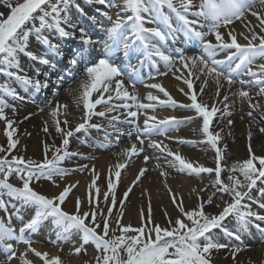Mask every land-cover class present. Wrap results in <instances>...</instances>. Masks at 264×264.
<instances>
[{
  "label": "snow or ice",
  "instance_id": "1",
  "mask_svg": "<svg viewBox=\"0 0 264 264\" xmlns=\"http://www.w3.org/2000/svg\"><path fill=\"white\" fill-rule=\"evenodd\" d=\"M86 2L105 5L109 9H119L115 13V19L108 11L102 13L103 21L98 20L96 16L90 18L103 33L96 39L83 27L78 29L77 35V26L70 17L73 0H0V6L7 9L6 12L0 11V75L14 79L25 93L30 90L38 93L46 89L49 74L45 73V78L41 80L38 78L40 71L36 69L35 77L29 76L21 67L20 57L23 55L33 62L55 68L54 59H64L63 44L50 39L49 34L55 32L61 40L78 39L80 47L71 51L68 58V69L64 75L57 77V91L54 95L58 94L59 87L65 82V76L71 79L76 74L75 69L81 64L84 65L85 76V79L81 80L78 95L74 97L77 107L83 106V122L74 129L61 127L62 123L65 126L68 125L66 118L63 121L59 118L62 114L61 109L66 115L67 105L57 102L51 115L55 121L57 132L63 135L62 145L52 149L51 158L48 156L49 147L46 145L43 161L26 160L23 156L8 158L7 153L16 147L18 141L13 139L16 131L13 127L14 122L5 115L4 110L9 105L3 98H0V119L7 121L8 140L7 148L0 146V152L6 153V155L0 156V190L6 189L9 197L20 199L25 204L34 205L37 209L35 215L27 223H23L18 232L12 226L10 216L7 220L0 217V247L7 249V259L11 260L17 255L13 244L10 243L15 241L28 245V250L39 257L43 264H63L59 255H50L47 251L41 252L32 247L30 234L49 219L57 230V241H68L73 233L80 234L81 244L74 248L75 253L86 251L84 245L88 243L94 244L97 251V255L94 257L96 264H212L213 251L229 247L228 244L221 243L214 237V229L220 228L225 235L242 241L239 232L223 228L226 217L233 214L241 231H248L251 226L264 235V227L261 226L264 224V215L254 212L250 204L242 203L245 197L250 195V190L256 186L257 181H264V156L255 155L249 145L250 158L233 165L230 170L242 175L243 180L238 175H229L230 183H225L220 178L222 168L219 166V161L224 158L222 150L218 146L220 135L214 133L210 127L218 109L215 106L210 108L207 104L198 102L197 94L194 91L190 94L191 103L179 106L192 109L203 118L202 132L206 136V142L215 148L217 167L215 169L206 168L189 161L157 141H151L150 146L171 156L173 160L170 161V164L179 166L181 170L195 174L215 172L217 183L222 186L221 191L232 196V202L227 203L219 214H206L204 210L206 203H212L211 197L206 201L201 199L198 208L185 210L182 198L178 200L175 195H172L173 201H178L177 207L188 222H185L183 218H177L175 221L169 219V226L166 227L154 224L149 204L146 222L142 223L140 227H133L131 224L122 225L123 212L121 211L116 220L117 227L109 236V220L117 203L114 192L116 183H113L111 176L108 181L109 191L104 194V201L107 202L109 193H111V206L107 213L99 209V189L96 188L95 195L92 192L98 178L95 169H93L94 177L89 186V211L81 212L82 202L79 197L76 198L74 212L65 211L61 207L72 189L76 187L75 184L66 185L59 194L52 197L43 195L30 186L33 181H39L42 178L52 180L54 176L63 177L68 173L69 170L61 167V163L71 155H80V153L68 152L69 138L81 130L87 132L91 128L99 129L101 125L91 123L94 116L105 117L106 112L123 108L126 110V118L121 120L118 116H113L110 118L109 124L117 133L123 131L116 127L117 124L134 126L140 147L134 143L123 150L122 154L126 156L125 162L115 165L117 182L121 175L120 169H124L127 161L133 156H138L144 151L145 137L166 132L169 126H175L180 122L174 116L166 119L149 116L145 119L143 128L136 123L140 109H153L156 104L140 103L137 96L130 94L123 87V80L118 77L124 75L125 72L115 63V57L119 53H123L126 57L138 53L153 64H156L158 58L169 69L179 60L184 68L196 69L200 74L214 78L218 84L222 78L231 85L237 71L244 69V74L251 78L249 83L258 85L259 94L264 95V63L256 65V70H253L255 61L264 59V15L254 10L257 5L264 9V0H200L198 4H194L193 0H86ZM75 6L81 13L83 12L79 5ZM247 13H251L259 20L260 33H257L254 28H248L250 35L244 36L248 42L241 44L237 41V35L229 31L227 35L230 39L225 41L224 34L219 29L227 28L235 20L245 17ZM174 18L177 21L175 24ZM149 24L155 26H146ZM179 34H183L188 41L198 42L202 49L201 54L186 56L182 48L169 51L167 45L169 42H175ZM210 35L215 37L216 43L207 38ZM33 38L43 46L42 53L37 54L30 50L29 45ZM233 49L234 51H230L225 60L215 58L218 51ZM92 50L102 51L103 54L97 60L91 59ZM138 62L143 63L142 60ZM127 75L134 87L138 77L137 69L129 65ZM161 75H166V73H161ZM189 75H192L191 70ZM185 82L189 88H192L191 80ZM240 83L243 84L244 81H240ZM149 87L159 89L167 99L161 100L159 96L149 93L148 101L166 106L177 105L178 102L161 84H152ZM200 91L203 92V88ZM0 93L14 99H24L14 87L7 84H0ZM94 93L96 94L95 98L93 97ZM113 93L116 100L125 102L119 105L113 104ZM186 95L189 94L186 93ZM216 95L219 96V88H217ZM238 95L241 98H248L251 104L248 91L241 90ZM224 100L227 101L228 96H224ZM127 101H132V103ZM101 104L106 106L105 111H96V106ZM251 106L258 108L260 105L256 103ZM227 108L226 104L225 109ZM227 114L231 115L230 112ZM231 123L232 121H229V124ZM127 135L130 138L133 131H128ZM182 142L194 143L193 141ZM149 159L150 157L144 156L145 162ZM146 171V168H141L133 184L140 181ZM13 174L22 182L21 187L14 186L9 182V177ZM161 175L166 177L168 173L162 171ZM130 191L131 187L125 191V198ZM261 194L264 195V189H261ZM4 196L5 193L0 191V210L7 212L8 205ZM259 206L264 208V203ZM98 215L101 217L100 221L97 220ZM141 215L143 218V212ZM117 230L119 235L115 234ZM239 251L240 248L236 247L233 250V256ZM23 255L26 256V253ZM23 264H32V261L24 259Z\"/></svg>",
  "mask_w": 264,
  "mask_h": 264
},
{
  "label": "bare ground",
  "instance_id": "2",
  "mask_svg": "<svg viewBox=\"0 0 264 264\" xmlns=\"http://www.w3.org/2000/svg\"><path fill=\"white\" fill-rule=\"evenodd\" d=\"M88 8L89 7H87V11ZM258 8L259 9H256V11H259L261 15H264V9H261L260 6H258ZM73 9L74 7L72 5L70 8V17L74 13ZM0 11L6 12L7 9L0 6ZM106 11H108L109 14L113 16V19H115V13L118 11V8H112ZM92 12L95 13V11L93 10ZM79 17L80 18L71 17L72 22H74L78 27L77 30L80 28V26L87 28L88 32L93 36L94 39H96L98 36L103 35V33L99 31V29L92 28L87 18L83 16H79ZM259 23L260 22L256 16H253L251 13H247L245 17L237 20L227 28L222 27L219 30L221 31L222 34H224L225 41H228L230 39L227 33L231 31L233 34L237 35V41L241 44H244L247 41L244 39V36L250 35L248 28L250 27L254 28V30L257 33H260L261 29L259 27ZM49 36L50 39L53 40V42L63 44V51L65 50L64 47L68 46L67 49H69V51L66 52L68 54H71V51L73 50L74 46L75 48L77 46L79 47L78 43L74 42L71 44L70 42H68L69 40L71 41V39L69 38L68 40L67 38L61 40V38L55 32H52L51 34H49ZM208 39L212 40L213 43H216L214 36L210 35ZM29 48L30 50L36 52L37 54L42 53L44 51L43 46L40 43L36 42L34 38L30 41ZM229 54L230 51L225 52L224 54H220L217 57V59L226 58ZM186 56H192V55L186 54ZM20 59L22 65L21 67L29 76L35 77L36 69H39L40 76L38 78L43 80L41 78V75L43 74L44 69L49 68L48 66L41 64L37 65V62L31 61L26 56L23 55L20 57ZM67 69L68 67H65L63 68V71ZM78 70L79 69H75V73H77ZM190 70L192 72V75H189ZM59 73L61 74L60 71ZM50 77L51 75H49L48 87L46 89H43L38 93L32 92L31 90L28 93H25L24 90L20 87V85L17 82H15L14 79H9L6 76L0 75V84H7L10 87H14L16 91L19 93V95L24 97L23 100L14 99L13 97L0 93V98H3L6 101V103L9 106H11L12 110H10V108L7 107L5 108L4 111L6 117L14 122L13 127L16 129V131L13 135V139L18 141L16 147L12 149L10 153H7L9 159H11L12 156H17V157L23 156L26 160L32 159L38 162L43 161L45 156L46 145L49 147V151H48L49 158H51L52 156V149L54 147H60L62 145L63 135L62 133L57 132L55 121L51 115V111L53 108L56 107L57 102H59L61 105H67L66 115L63 114L64 110L61 109L62 114L60 115L59 118L61 119V121H63L66 118L68 120V125L65 126L62 123L61 127L74 129L79 123L83 122L82 121V117L84 115L83 106L81 105L80 107H77V105L74 102V97L78 95L81 80L85 79L84 75L82 76V78L74 79L69 84V86L68 84L62 85V86H67V89L64 90L63 92H61L63 87L60 86L58 90V95L61 94V96L59 98L50 99L52 104L51 109L46 108L45 110L46 113L43 116L37 115V112L35 110L38 107H40L43 103L48 101L46 93H48L50 89L49 83H53V80ZM207 77L208 76L200 74L195 69H191V68L186 69L183 67L182 64L176 63L175 67L171 71L167 72L166 75L160 76L159 79L153 80L152 83H150L149 85L161 84L162 87L166 89L168 93H170L173 99L178 100L184 104L186 103L189 104V102L191 101L190 94L193 91L197 94V98H214L216 101H218V105L216 107L218 111L216 112V115L213 118L211 124L212 127L219 122L217 119L219 114L223 113L225 116H229L227 114L228 112L231 113L233 110L234 111L236 110L241 113L240 118L242 117V120L236 119L237 120L236 121L235 119L231 118L227 120V122L229 123V121H232V123L230 124L231 126H234V128L238 127V129L243 130L242 128L244 121L243 119L245 118L246 115H248V111H249L247 105L245 104L246 101L242 100L245 98L240 97L238 103L237 102L234 103L232 96L233 90L223 89L217 83L208 80ZM186 80L192 81V88H189L188 84L185 82ZM129 84H130L129 81L123 79V87L126 88L130 94L140 98L141 94H137L136 92H141V88L138 87L136 89L131 90L129 89L130 86ZM146 88L147 91L146 92L144 91V96L145 95L148 96V94L151 93L152 95L159 96L161 100L167 99V97H165L164 94L159 91V89H155L149 86H147ZM201 88H203V92L200 91ZM217 88H219V96L216 95ZM151 90L152 92H150ZM186 93L189 95H186ZM95 95L96 94L94 93L93 94L94 98ZM105 96H107V94H105ZM224 96H228L227 101L224 100ZM113 97L114 99L112 103L115 105H119L118 102L120 100L115 99L114 93H113ZM250 98H251V103H255V104L258 103L257 99H254L252 97ZM145 103H154L156 104V107L153 109H140L139 111H143L145 113H151L152 115L156 116L158 119H166L165 115H167V113H165L164 111H162V113L157 114V111L163 109L161 104H159L158 102H150L148 100L145 101ZM226 104L228 105L227 109H225ZM22 106H29L33 110L24 111L23 108H21ZM105 109L106 106L101 104V105H97L95 110L105 111ZM122 116L124 119L126 118L124 115ZM97 119L98 116L92 117L91 123L97 125L101 124V122H99V124L98 122H96ZM1 120L2 121H0V146L7 148L8 147V140L6 135L7 121L5 119H1ZM129 126L131 125L121 124L120 126H118L123 131L115 134L116 144H113V146H119V144H121L123 141L127 142L129 138L127 132L130 130L133 131V129H130ZM45 128H47V131H45ZM93 129L94 128L88 129V131ZM214 133H219L220 135L218 146L221 148L224 157L221 165L222 168L221 179H223L225 183H230V181L228 180L229 175H238L240 176L241 180H243L242 175H240L238 172L233 173L230 171L232 166L250 158L249 145H251L252 152L255 155L264 156V140L258 138L257 141L253 142L249 139V137H247L246 140L240 142L238 146L236 145L234 146L231 144L232 139H230L226 135L227 133L221 130V126H218V128L215 129ZM180 135H183L185 136V138H189L190 141L194 142L191 129H183ZM131 137L133 138L132 143L120 149L121 152L120 156L118 155L116 156V158H112V159L109 157L101 156L99 159L92 161L91 166L88 168L86 175L84 176L80 175L82 170L81 168L83 166V160L75 159L73 155L69 156L70 158L67 157L64 159V161L61 163V167L68 169L69 171L67 174L69 175L66 177L65 176L62 177L64 179L62 186L65 187L66 185H72V184L76 185V187L72 189V192L74 193L72 199L68 197L65 203L61 206L65 211L68 212L75 211V202L77 197H79L82 202L81 212L89 211L88 194H89V186L91 185V182L94 177L93 169H95V174H98V178L96 180V186L93 187L92 192L93 195H95L96 188L99 189V209L102 210L104 213H107L108 208L111 206V193H109V200L107 202L104 201V194L109 191L108 181L110 176L113 183H116V188L114 189V192L117 203L112 210V217L109 220L110 223L109 236L113 234V230L116 229L117 227L116 220L120 216L121 211L123 212L121 218L122 225L131 224L133 227H140L142 223L146 222L149 211V204L151 206L152 223L154 224H159L162 227H166L169 226V219L175 221L177 218H183L185 219V222H188L187 219L182 216L181 212L179 211V208L177 207L178 201L177 202L173 201L172 195H175L178 198V200L179 198H182L183 207L185 208V210L198 208L201 199L206 201L209 197H211L212 203L211 204L206 203L204 209L206 214H211V215L219 214L227 203L232 202V200L230 199L232 198L231 194H230V198L225 196L226 194L229 193L222 192L221 188L217 187L218 183L211 181L210 175L208 176V181H209L208 187H205L204 190H202V192L197 191V187L195 186L196 183L194 182L193 177L197 176L198 174L189 173L185 170H181L179 166H173L172 164H170V162H168L169 160L167 161L166 156L160 155L155 151H146L147 149L145 147L146 137L144 138V143H143V147H144L143 153H145V156L153 158L157 161V168L156 169L146 168V165L145 164L143 165L142 161H140L137 164V166H135V159L137 156H133L130 160L127 161L126 167L124 169H120L121 175L117 182L115 177V165H117L118 163L125 162L126 156L122 154L123 150L129 148L134 143L137 144V147H140V144L136 139L135 131L133 132V135ZM82 139L83 140H81L80 142L81 144L86 142L87 144L91 143L90 141H86L84 137ZM190 144L191 145L187 143L185 145L187 147L192 146L191 148H193L191 153H187V152H186L187 154L184 153V157L186 159L196 164L203 165L206 168L215 169L217 167L216 165L217 160L214 159V156L211 154L212 152L207 146L206 149L200 148L202 149L200 150L196 147L195 143H190ZM68 147L69 144L67 148ZM237 147L238 150H235V148ZM101 148L104 149L106 148V146H102ZM206 150L209 151V153H207ZM87 152L88 151L85 149L80 150V153L83 157H88L86 155ZM4 155H6V153L0 152V156H4ZM69 161L72 162L75 161L76 164H78V166L75 167V165L71 164ZM129 166L133 167L131 169L132 171L130 178L127 180V182L123 183L126 174L123 175L122 173L125 169L129 168ZM141 168H146L147 171L145 175L141 177L140 181H138L136 184H133V181L136 179V176L138 175L139 170ZM171 170L176 171L180 178L174 180L175 177H171L170 175H167L166 177L161 175L162 171H166L168 174H170L169 171ZM71 171L75 172L76 175H70ZM204 174H208V173H204ZM10 178H14L17 180L18 182V185H16L17 187L22 186V182L18 179V177L15 174L9 177V179ZM47 181L48 179L42 178L39 181H33L30 186L37 192L46 195L48 197L57 195L59 194L60 191H62L63 187L59 188L48 185ZM129 187H131V191L129 192L127 198H125L124 193L129 189ZM261 189H264V187H259L256 184V186L250 190V195L245 197L242 203L245 205L250 204L252 208L258 210V213L264 214V208H260L259 206L260 204L264 203V195L261 194ZM0 191H3L5 193L4 197L8 199H15L7 195L6 189H2ZM16 200L20 202V205L12 206L10 204V207L8 206V210L12 211V214L10 215L12 216V218H16L17 216V218L20 219L21 222L27 223L30 219H28V217L25 216V214H27V212L30 211L29 207H32L33 209H36V207L34 205L32 206L29 204H25L20 199H16ZM84 200L86 207H84ZM255 200H258V203ZM142 212L144 214L143 218L141 215ZM5 216L6 215L1 211L0 217L6 219ZM97 220L98 221L101 220V217L99 215L97 216ZM13 222H15V220H13ZM223 228H226L229 231L235 230L239 232L243 241L250 240L246 236V234L251 233L252 230H254V228H252V230L249 228L248 231H241L239 225L237 224V219L234 214L226 217V219L223 222ZM115 234L119 235L120 233L117 230L115 231ZM213 235L217 240H219V242L226 243L229 245V247L214 250L211 257L212 264H264V241L260 242V244L257 243L252 245H246L248 246L247 247L248 249L240 248V251L237 252L235 256H233V250L239 246L236 242L237 240H235L233 237H229L225 235L223 230L220 228L214 229ZM30 239L32 240V247H34L38 251L41 252L47 251L50 253V255H59L61 257L63 264H78L79 258L76 256L75 251L70 252V250L66 249V246L69 244L67 243V241H57L56 229H53L51 224L49 223H47V225L43 223L40 224L37 227L36 231L30 234ZM257 239L260 238H255L254 240ZM10 243L13 244V247L15 248L17 255L15 258L8 260L7 249L5 251H2L0 249V264H23L24 259L32 261V264H43V261L39 257L35 256L33 252L28 250V245L22 242L17 243L15 241H11ZM25 253L26 256L23 255ZM96 255H97V251L95 249V246L92 245L91 243H88L86 245V251L84 256L85 263L96 264L94 259Z\"/></svg>",
  "mask_w": 264,
  "mask_h": 264
},
{
  "label": "rangeland",
  "instance_id": "3",
  "mask_svg": "<svg viewBox=\"0 0 264 264\" xmlns=\"http://www.w3.org/2000/svg\"><path fill=\"white\" fill-rule=\"evenodd\" d=\"M76 1H77V4L75 3V5H79L80 9H84L85 5L87 4L90 10L93 9L95 11V13L89 14L88 17L91 18L92 16H96L97 19L101 20V21H103L102 13L109 9L105 5H100V4H96V3H88V2H86V0H76ZM97 9H99V11H97ZM118 11H119V9H118ZM77 12H78V9H77ZM77 16H78V14H77ZM77 16H75V17H77ZM78 18H80V17L78 16ZM90 18H89V22L91 23V26L94 29H98L97 26L93 23V21ZM83 28L86 29L85 27H83ZM77 35H78V30H77ZM75 41H78V40L75 39ZM247 42L248 41H246V43ZM222 51H218V55L224 54L225 52H228V51H234V49L233 50H222ZM218 60H221V59L218 58ZM261 63H264V59H257L255 61V64L253 65V70H256V65H259ZM37 65H40V64H38V62H37ZM244 72H245V70L243 69L241 71L242 75L240 76V74H239L237 76L236 80L234 79V82L231 85H229L227 83V81L222 79V78L220 79L219 84H218L214 78L207 77L208 80H211L214 83H217L223 89L233 90L232 96H233L234 103L235 102L238 103V101L240 100V96L238 95L239 91L244 90V91L249 92L250 97L257 99L258 103L260 105L258 108H253L251 106V104H255V103L250 104L248 98L242 99V100L246 101L245 104L247 105V108L249 110L248 115H246L245 118L243 119L244 120L243 126H242L243 130L238 129V127L234 128V126H231L227 122V120H229L231 118H233L235 120L236 119L242 120V117L240 118L241 113L236 111V110L235 111L233 110L231 112V115H229V116H225L223 113L219 114V116L217 117L219 122L213 127H212V125L210 126L211 130L213 132L215 131L216 128H218V126H221V130L223 132L227 133L226 135L230 139H232L231 144L234 146L235 145L238 146V144L240 142H243V140H246L247 137H249V139L253 142L257 141L258 138H261V140H264V131H261V129H264V95L259 94V86L258 85L254 84V83H249L251 78L249 76L245 75ZM83 73L84 72L79 74V76L81 78L83 76ZM161 76H163V75H161ZM159 77H156L153 80L159 79ZM41 78L44 79L45 77L41 75ZM240 81H244V83L241 84ZM49 84H50L49 85V88H50L49 92L50 93L48 91H47L48 93H46L48 101L43 103L40 107H38L35 110L37 112L38 116H43L46 113L45 112L46 108L51 109V107H52V104L50 101L51 98H59L61 96V94L60 95H58V94L54 95L56 90H53V89H56V86L53 83H49ZM69 84L70 83H68V86H69ZM66 89H67V86H63L61 92H63ZM138 100L140 103L147 104V103H145L144 96H141ZM197 100H198V102L207 104L210 108L212 106L217 107V105H218V101L216 102L214 98H197ZM176 101L178 102L176 106L163 105V107H162L163 109L157 111V114L162 113V111H164L165 113H167V115H165L166 116L165 118L174 116L180 122L175 126H170L166 132H161L159 134H154L150 137H146L145 138V147L147 149H149V150L146 149V151H155V152L159 153L160 155L166 156L167 161L169 160L168 162L172 161L173 158L171 156H168L167 153H163V152L159 151L158 149L150 146L151 141H157V142L162 143L163 145H166L170 151L177 152L184 157V153L185 154L191 153L193 148H191L192 146H188V147L185 146L187 143L182 142V141H190V139L185 138V136L180 135V134H181V131L183 129H191L193 140H194L196 147L198 149H200V148L206 149V146H207L210 149V151L212 152L211 154L214 156V159L217 160L215 158L217 156L215 148H213L209 142H206V136L202 132L203 118L201 116H199L192 109H186V108L180 107L179 105L184 104V103H182L178 100H176ZM128 103H130V102H128ZM189 103H191V101ZM186 104H188V103H186ZM8 108H10V110H12L11 106H9ZM21 108H23L24 111L33 110L29 106H22ZM233 109H235V108H233ZM121 111H122L123 115H127L125 109L120 110V108H116V110L113 111V114L111 113L112 115H109L110 113H106L107 115L105 117H99L98 116V119L96 122H98V124H99V122H101V124H99V125H101V127L99 129L94 128L93 130H90L87 132H85L84 130H81L80 132L74 133V135L69 138V147L67 148L68 152L80 153V150H82V149H85L88 151L86 154L88 157H83L81 155V153H80V155H73L75 159L83 160V166H86V167L82 166V168H81L82 170H81L80 175H83V176L86 175V172H87L88 168L91 166L92 161L99 159L101 156L109 157L111 159L116 158V156L121 155L120 149H122L124 146H127L128 144L132 143L133 138L131 137V138H128L127 142L123 141L121 144H119V146H113V144H116V141H115L116 135L113 134L116 131H114L113 128L111 127V125L109 124V120L113 116H118L117 114H120ZM250 112H251V115H249ZM149 116H154V115H152L151 113H145L143 111L142 112L139 111L138 112V119H137L136 123L141 128H143L144 127V121ZM189 117H191L192 119H187ZM0 121H2V120L0 119ZM119 125L120 124H117L116 127H118ZM129 128L134 130V128H132L131 126H129ZM109 134H111V135L109 136ZM249 134H251V136H249ZM83 137L86 139V141H90L91 143L87 144V142H86V143L81 144L80 142H81V140H83L82 139ZM109 145H111V146H109ZM189 145H191V144L189 143ZM102 146H106V148L102 149L101 148ZM200 150H202V149H200ZM235 150H238V147L235 148ZM206 152L209 153V151H207V150H206ZM144 156H145V153L142 152L139 156L136 157L135 166H137V164L140 161H142V164L143 165L145 164L146 168L156 169L157 168V161L153 158H150L147 162H145ZM68 158H70V157H68ZM69 162L71 164H74L75 167L78 166V164H76L75 161H73V162L69 161ZM217 163L218 162H216V165H217ZM221 165H222V160L219 161V166L221 167ZM132 168L133 167L129 166V168H127L123 171L122 174L123 175L126 174L125 180L123 181V183L127 182V180L130 178ZM169 172H170V174H168V175H170L171 177H175L174 180H177V178H180L176 171L171 170ZM68 175L69 174H66L65 177ZM70 175H76V174H75V172L71 171ZM209 175L211 176L210 178H211L212 182L213 181L217 182L215 172L208 173V174L200 173L197 176L193 177V180L196 183L195 186L197 187V191L202 192V190H204L205 187H208V185H209L208 184V182H209L208 176ZM220 178H221V173H220ZM9 181L11 184H14L15 186L18 185L17 180L14 178H10ZM47 182H48V185L62 188L63 187L62 183L64 182V179L62 177H59V176H54L52 180H48ZM257 185L259 187H264V181H257ZM217 187L221 188L222 186L217 184ZM73 195H74V193L71 191L69 194L70 199H72ZM225 196L230 198V194H226ZM4 198H5V201L9 207H10V204L12 206L20 205V202H18L16 199H8L6 197H4ZM230 199L232 200V198H230ZM255 201L257 202V200H255ZM84 207H86L85 200H84ZM29 209H30V211L27 212V214H25V216H27L28 219H31L35 215V212L37 209H33L32 207H29ZM252 210L254 212H257V210L255 208H252ZM1 211H2V213H4L6 215L5 216L6 219L8 218V216L11 217V224H12V226H14L16 228V230L18 232L19 228L22 226V224L24 222H21L20 219L17 218V216H16V218H12V216L10 215V214H12L11 210H8L7 212H4L3 210H1ZM13 220H15V222H13ZM47 223L52 225L51 219L43 222V224H45V225H47ZM52 227H53V225H52ZM252 228H254V227L250 226L251 230H252ZM53 229H55V228L53 227ZM98 231H100V229H98ZM56 232H57V230H56ZM260 234L261 233H259V236L261 238L262 235H260ZM257 235L258 234H256V236ZM262 241H264V239H262V240H250V242H246V241L242 240V241H236L239 246L237 244L236 245L239 248L248 249L247 248L248 246H246V245H248L249 243L255 244V243L262 242ZM80 244H81L80 234L79 233H73L72 238L69 240V244L66 246V249L70 250V252H72V251H74V248L79 247ZM92 245H94V244H92ZM84 248L86 249V245H84ZM76 256L79 258L78 264H86L84 261V256H85L84 250H82L79 254L76 253ZM2 261H4V260H2ZM2 263H4V262H2Z\"/></svg>",
  "mask_w": 264,
  "mask_h": 264
}]
</instances>
